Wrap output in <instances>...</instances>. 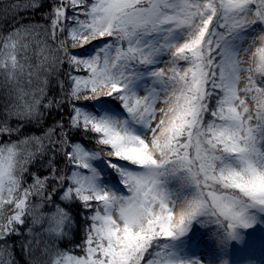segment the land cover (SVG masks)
Masks as SVG:
<instances>
[{
    "label": "snow or ice",
    "instance_id": "1",
    "mask_svg": "<svg viewBox=\"0 0 264 264\" xmlns=\"http://www.w3.org/2000/svg\"><path fill=\"white\" fill-rule=\"evenodd\" d=\"M231 240L264 264V0H0V264Z\"/></svg>",
    "mask_w": 264,
    "mask_h": 264
},
{
    "label": "rangeland",
    "instance_id": "2",
    "mask_svg": "<svg viewBox=\"0 0 264 264\" xmlns=\"http://www.w3.org/2000/svg\"><path fill=\"white\" fill-rule=\"evenodd\" d=\"M239 248L241 249L240 254L237 255L236 252H233L232 255H230L232 251H238ZM244 252L245 251L239 241L234 242L231 240L229 242V247L226 250L218 251L215 264H219V261L223 259H227L229 264H258L256 257L249 256L248 253L244 254Z\"/></svg>",
    "mask_w": 264,
    "mask_h": 264
},
{
    "label": "trees",
    "instance_id": "3",
    "mask_svg": "<svg viewBox=\"0 0 264 264\" xmlns=\"http://www.w3.org/2000/svg\"><path fill=\"white\" fill-rule=\"evenodd\" d=\"M234 242H236L237 240H233ZM232 248V247H231ZM233 249H235V248H233ZM236 252V254L238 255V254H240L241 253V249L239 248L238 249V251H235Z\"/></svg>",
    "mask_w": 264,
    "mask_h": 264
}]
</instances>
